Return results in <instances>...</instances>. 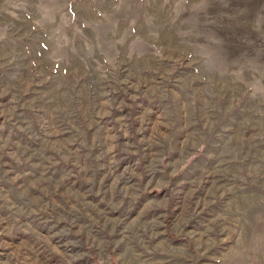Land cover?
<instances>
[{"label":"rangeland","instance_id":"rangeland-1","mask_svg":"<svg viewBox=\"0 0 264 264\" xmlns=\"http://www.w3.org/2000/svg\"><path fill=\"white\" fill-rule=\"evenodd\" d=\"M0 264H264V0H0Z\"/></svg>","mask_w":264,"mask_h":264}]
</instances>
